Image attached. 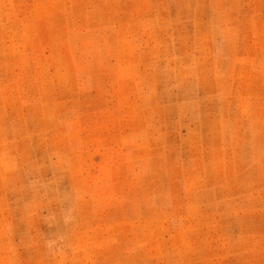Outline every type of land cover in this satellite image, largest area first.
Listing matches in <instances>:
<instances>
[{"label":"rangeland","instance_id":"1","mask_svg":"<svg viewBox=\"0 0 264 264\" xmlns=\"http://www.w3.org/2000/svg\"><path fill=\"white\" fill-rule=\"evenodd\" d=\"M0 264H264V0H0Z\"/></svg>","mask_w":264,"mask_h":264}]
</instances>
